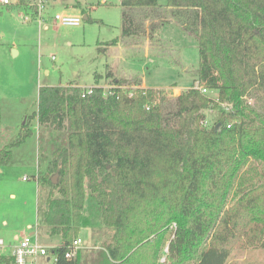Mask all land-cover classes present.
Segmentation results:
<instances>
[{"label":"trees","instance_id":"trees-1","mask_svg":"<svg viewBox=\"0 0 264 264\" xmlns=\"http://www.w3.org/2000/svg\"><path fill=\"white\" fill-rule=\"evenodd\" d=\"M120 6L121 35L132 41L146 33L145 19L165 9L196 38L198 67L172 112L163 109L159 89L113 78L111 70L109 83L135 85L131 96L119 87L107 96L99 87L82 96L77 83L39 87L35 110L0 148V164L31 134L32 119L53 137L47 173L38 180L57 191L42 210L49 234L60 237L51 250L56 264H225L241 240L264 248V181L238 187L228 202L243 166L264 164V0ZM147 31L152 40L155 26ZM208 108L218 113L205 126ZM87 210L113 232L68 260L66 245L87 224Z\"/></svg>","mask_w":264,"mask_h":264},{"label":"rangeland","instance_id":"rangeland-1","mask_svg":"<svg viewBox=\"0 0 264 264\" xmlns=\"http://www.w3.org/2000/svg\"><path fill=\"white\" fill-rule=\"evenodd\" d=\"M32 1L0 4V148L14 141L20 125L35 110L41 85L108 86L106 73L113 70L117 75H131V81L139 78L145 88L159 89L164 96L163 109L172 112L176 96L193 84L199 62L196 38L165 9L159 10L157 18L145 19L146 33L132 41L121 35V0H44L47 28L21 17L20 3ZM159 2L164 4L166 0ZM58 11L79 16L81 23L56 22L52 15ZM163 19L167 21L162 22ZM153 25L155 34L149 40L147 29ZM205 94L217 97L214 90ZM204 113L210 124L218 110L208 108ZM29 127L31 134L12 148L7 163L0 164V238L7 245L14 243L15 235L21 237L36 229L42 244L56 245L60 237L49 234L42 210L47 197L56 196L57 191L46 181L37 180L47 173L54 141L35 119ZM24 176L28 178L23 179ZM263 181L264 164L249 161L236 178L228 202L236 198L238 187ZM84 216L87 224L78 234L81 250L109 241L113 229L101 224L89 210ZM28 224L33 228L29 229ZM225 264H264V248L241 240L231 248Z\"/></svg>","mask_w":264,"mask_h":264},{"label":"built area","instance_id":"built-area-1","mask_svg":"<svg viewBox=\"0 0 264 264\" xmlns=\"http://www.w3.org/2000/svg\"><path fill=\"white\" fill-rule=\"evenodd\" d=\"M11 0H0V4H9ZM35 6V9H32L31 6ZM28 12L20 13L21 17L24 21H37L38 24L47 28V15L46 12V2L44 0H34L29 5ZM52 19L56 22L64 25H79L81 23V18L76 15H70L63 12H55L52 15ZM198 87V83L195 85ZM102 88L104 96L110 95L114 93V88L119 87L129 96L132 95L130 91L132 88H135V85L130 86L128 88L127 85H117L108 83V86H88L81 87L82 96L91 94L94 88ZM205 93L206 89H202ZM223 106L230 107V104L226 102L222 103ZM203 124L208 126V120L205 118L203 120ZM28 177L24 176L23 179H27ZM171 227H175L173 223ZM56 245H45L42 244L37 237L36 231L31 234H25L21 237L17 236L14 243L5 244L4 241L0 238V264H56V258L54 253L51 251L54 249ZM83 248L82 240L79 236L73 238L67 245L64 253V257L68 260L75 258L77 253ZM164 252H167V247L164 248ZM161 261L164 260V256L161 257Z\"/></svg>","mask_w":264,"mask_h":264},{"label":"crops","instance_id":"crops-1","mask_svg":"<svg viewBox=\"0 0 264 264\" xmlns=\"http://www.w3.org/2000/svg\"><path fill=\"white\" fill-rule=\"evenodd\" d=\"M18 1V0H17ZM22 1H24V0H20V2L22 3ZM32 2H34V1H32ZM32 2H30V3H28V4H21L20 3V5H22L21 7H20V5L18 4V6L21 8V9H23V12H28V10L30 9L29 8V5L32 3ZM78 4V3H77ZM21 11V10H20ZM59 12V11H58ZM148 45V47L150 46L149 44H147ZM14 53H16V51L14 50ZM111 72H112V76H113V78H116V79H120V78H125V79H130V77H132L131 75H117V74H115V72L113 71V70H111ZM108 79V78H107ZM110 79V78H109ZM142 80V79H141ZM141 82V81H140ZM140 85L141 86H144V84H143V81H142V84L140 83ZM144 87H146V86H144ZM38 178L39 177H37V180H38ZM11 195L12 196H14V194L13 193H11ZM27 227L29 228V229H31V228H33V226L32 225H30V224H28L27 225ZM34 231H36V229H34ZM34 231H31L29 234H31V233H33ZM37 232V231H36ZM17 236L18 235H15V237H14V241H15V239L17 238Z\"/></svg>","mask_w":264,"mask_h":264},{"label":"water","instance_id":"water-1","mask_svg":"<svg viewBox=\"0 0 264 264\" xmlns=\"http://www.w3.org/2000/svg\"><path fill=\"white\" fill-rule=\"evenodd\" d=\"M218 126H219V123L215 124L214 129L216 130ZM56 180H57V174H54V175L51 177V181H52L53 183H55Z\"/></svg>","mask_w":264,"mask_h":264}]
</instances>
